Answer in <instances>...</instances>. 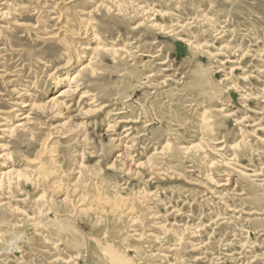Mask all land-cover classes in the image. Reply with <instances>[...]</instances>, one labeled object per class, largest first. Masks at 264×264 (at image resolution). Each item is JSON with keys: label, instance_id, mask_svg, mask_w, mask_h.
Here are the masks:
<instances>
[{"label": "rangeland", "instance_id": "1", "mask_svg": "<svg viewBox=\"0 0 264 264\" xmlns=\"http://www.w3.org/2000/svg\"><path fill=\"white\" fill-rule=\"evenodd\" d=\"M3 172L0 264H264V0H0Z\"/></svg>", "mask_w": 264, "mask_h": 264}, {"label": "bare ground", "instance_id": "2", "mask_svg": "<svg viewBox=\"0 0 264 264\" xmlns=\"http://www.w3.org/2000/svg\"><path fill=\"white\" fill-rule=\"evenodd\" d=\"M70 88V87H69ZM69 88H63L62 90H60V92H59V94L54 98V99H56V98H59V97H65V95L66 94H68V92L70 91V89ZM72 88V87H71ZM72 92H73V90H72ZM71 93V92H70ZM58 100H60V99H58ZM54 103H57V101L55 100L54 101ZM67 110V109H66ZM27 117V115L26 116H24L23 118L25 119ZM20 125H22V124H19V126ZM6 130V129H5ZM0 176L1 177H3V176H6V172H3V173H0Z\"/></svg>", "mask_w": 264, "mask_h": 264}]
</instances>
